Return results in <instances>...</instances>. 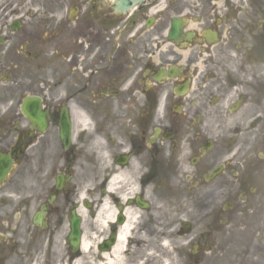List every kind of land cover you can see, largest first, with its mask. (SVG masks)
Returning <instances> with one entry per match:
<instances>
[{
    "label": "flooded vegetation",
    "instance_id": "1",
    "mask_svg": "<svg viewBox=\"0 0 264 264\" xmlns=\"http://www.w3.org/2000/svg\"><path fill=\"white\" fill-rule=\"evenodd\" d=\"M0 154V264H264V0H0Z\"/></svg>",
    "mask_w": 264,
    "mask_h": 264
},
{
    "label": "bare ground",
    "instance_id": "2",
    "mask_svg": "<svg viewBox=\"0 0 264 264\" xmlns=\"http://www.w3.org/2000/svg\"><path fill=\"white\" fill-rule=\"evenodd\" d=\"M126 229L127 228L124 229V232L126 231ZM124 235H125V233L121 234L120 242L116 246V248L112 251V253L104 256L102 264H123L122 260L120 258V249H121V244L124 240ZM83 247H84V249L87 247L86 242H84Z\"/></svg>",
    "mask_w": 264,
    "mask_h": 264
},
{
    "label": "water",
    "instance_id": "3",
    "mask_svg": "<svg viewBox=\"0 0 264 264\" xmlns=\"http://www.w3.org/2000/svg\"><path fill=\"white\" fill-rule=\"evenodd\" d=\"M120 2H122L125 6H130V5H132L135 1H138V0H119ZM34 104H33V108H34ZM35 109V108H34ZM4 172V171H3ZM3 172H1L0 173V181L3 179V177H4V173Z\"/></svg>",
    "mask_w": 264,
    "mask_h": 264
},
{
    "label": "rangeland",
    "instance_id": "4",
    "mask_svg": "<svg viewBox=\"0 0 264 264\" xmlns=\"http://www.w3.org/2000/svg\"><path fill=\"white\" fill-rule=\"evenodd\" d=\"M157 254V252L156 251H153L149 256L150 257H158V255H156Z\"/></svg>",
    "mask_w": 264,
    "mask_h": 264
}]
</instances>
